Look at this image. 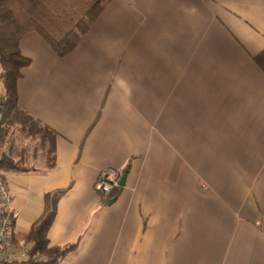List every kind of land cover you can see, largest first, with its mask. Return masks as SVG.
<instances>
[{
  "label": "crops",
  "instance_id": "1",
  "mask_svg": "<svg viewBox=\"0 0 264 264\" xmlns=\"http://www.w3.org/2000/svg\"><path fill=\"white\" fill-rule=\"evenodd\" d=\"M20 48L56 152L5 173L17 237L54 210L61 264H264V0H111L71 53ZM108 168L128 175L104 197Z\"/></svg>",
  "mask_w": 264,
  "mask_h": 264
},
{
  "label": "trees",
  "instance_id": "2",
  "mask_svg": "<svg viewBox=\"0 0 264 264\" xmlns=\"http://www.w3.org/2000/svg\"><path fill=\"white\" fill-rule=\"evenodd\" d=\"M110 1L0 0V81L4 91V101L0 106V178L5 182L6 172L36 168L29 165L31 161L25 158V149L18 148L20 145L16 138L9 139L10 128L20 126L23 133L39 138L43 147L48 143V166L53 168L55 165L56 133L31 116L19 103L18 82L23 69L31 64V58L21 51V39L36 31L59 56H65L75 49ZM254 58L264 70V49ZM55 216L54 210L49 211L29 234L21 238L33 244L28 260L6 261L4 264H61L76 245L50 244L49 230ZM15 218L16 214L14 225Z\"/></svg>",
  "mask_w": 264,
  "mask_h": 264
},
{
  "label": "built area",
  "instance_id": "3",
  "mask_svg": "<svg viewBox=\"0 0 264 264\" xmlns=\"http://www.w3.org/2000/svg\"><path fill=\"white\" fill-rule=\"evenodd\" d=\"M3 102L0 99V105ZM123 175L121 169H107L102 171L95 183L96 191L109 197L121 187L120 180ZM14 210L12 197L7 183L0 178V263L15 260H28L33 244L14 234Z\"/></svg>",
  "mask_w": 264,
  "mask_h": 264
},
{
  "label": "rangeland",
  "instance_id": "4",
  "mask_svg": "<svg viewBox=\"0 0 264 264\" xmlns=\"http://www.w3.org/2000/svg\"><path fill=\"white\" fill-rule=\"evenodd\" d=\"M3 87L0 82V99L4 101V92L2 91ZM1 106V105H0ZM20 126H16L15 129L10 128L9 131V139L10 137L16 138V143H19L20 148H23L24 155L26 156L25 158H29L31 163L29 165L31 166H42L44 164H48L47 161L49 160V155H48V150L50 149V145L46 143V146L43 147L42 142L39 140L37 137H32L30 135H27L26 133H23L21 131ZM19 153V152H18ZM108 169H115V168H108ZM107 170V169H105ZM104 171V170H102ZM101 171V172H102ZM100 172V173H101ZM97 181V180H96ZM119 190L116 189L111 195H114L117 191Z\"/></svg>",
  "mask_w": 264,
  "mask_h": 264
},
{
  "label": "water",
  "instance_id": "5",
  "mask_svg": "<svg viewBox=\"0 0 264 264\" xmlns=\"http://www.w3.org/2000/svg\"><path fill=\"white\" fill-rule=\"evenodd\" d=\"M127 175H128V171L126 170V171L123 173V175H122V177H121V180H120V185H121V186H124V185L126 184ZM114 200H115V198L111 199V200L109 201V204L112 203Z\"/></svg>",
  "mask_w": 264,
  "mask_h": 264
}]
</instances>
